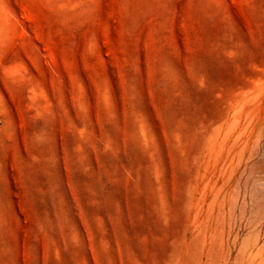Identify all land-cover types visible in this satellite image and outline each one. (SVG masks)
I'll return each mask as SVG.
<instances>
[{"label":"rangeland","instance_id":"rangeland-1","mask_svg":"<svg viewBox=\"0 0 264 264\" xmlns=\"http://www.w3.org/2000/svg\"><path fill=\"white\" fill-rule=\"evenodd\" d=\"M262 166L264 0H0V264H264Z\"/></svg>","mask_w":264,"mask_h":264},{"label":"bare ground","instance_id":"bare-ground-1","mask_svg":"<svg viewBox=\"0 0 264 264\" xmlns=\"http://www.w3.org/2000/svg\"><path fill=\"white\" fill-rule=\"evenodd\" d=\"M235 112H236V110H235ZM247 116H248V115H247ZM247 116L245 117V119L247 118ZM240 117H241V116H240ZM253 118H254V116H252V120H253ZM234 119H235V118H234ZM236 119H238V118H236ZM236 119H235L234 121H232V123H231L230 125H233V123H234L235 121H236L235 123L238 124L239 122H238V120H236ZM250 120H251V119H250ZM244 121H245V120H244ZM248 122H249V121H248ZM248 122H247V123H248ZM257 122H258V121H257ZM235 123H234V124H235ZM250 124H251V122H250ZM250 124H249V125H250ZM246 125L248 126V124H246ZM229 127H230V126H229ZM230 129H232V128H230ZM233 129H234V128H233ZM228 130H229V128H228ZM243 130H245V129H243ZM246 130H247V129H246ZM230 131H231V130H230ZM245 133H246V132H245ZM238 135H239V134H238ZM236 138H237V136H236ZM234 140H235V139H234ZM241 142H242V141H241ZM224 143H225V142H224ZM245 143H246V142H245ZM245 143H244V144H245ZM231 144H232V143H231ZM243 147H244V146H243ZM222 149H223V148H222ZM222 149H221V150H222ZM239 150H240V149H239ZM241 151H242V149H241ZM241 151H240V152H241ZM244 151H245V149H244ZM242 152H243V151H242ZM240 154H241V153H239V156H240ZM230 161H231V159H230ZM262 162H263V161H262ZM230 163H231V162H230ZM258 164H260L259 166L261 167V163H258ZM228 165H229V163H228ZM228 165H227V166H228ZM232 167H233V166H232ZM262 167H263V166H262ZM230 169H231V168H230ZM263 169H264V167H263ZM259 170H260V169H258V171H259ZM225 172H226V171H225ZM232 172H233V170H232ZM232 172H231L230 174H232ZM221 173H222V172H220V174H221ZM242 173H243V172H242ZM223 182H224V181H223ZM215 183H217V182H215ZM252 186H253V185H252ZM244 191H245V190H244ZM239 193H240V192H239ZM260 193H261V192H260ZM228 195H229V194H228ZM245 195H246V194H245ZM238 196H239V194H238ZM238 196H236V197L239 198ZM228 197H229V196H228ZM261 198H262V197H261ZM261 198H259L258 200H260ZM244 199H246V198H244ZM228 200H229V199H228ZM233 200H234V199H233ZM237 200H238V199H237ZM237 200H236L235 202H238ZM242 201H244V200H242ZM256 201H257V200H256ZM263 201H264V199H263ZM258 202H259V201H258ZM258 202H257V203H258ZM246 203H247V202H246ZM253 203L255 204L256 202H253ZM242 205H243V204H242ZM245 205H246V204H244V206H245ZM232 206H233V205H232ZM236 206H237V204L235 205V207H236ZM254 206H255V205H254ZM241 207H243V206H241ZM259 208H261V207H259ZM259 208H257V209H259ZM252 209H253V208H252ZM257 209H256V211L258 212L259 210H257ZM242 211H243V210H242ZM243 213H245V211H244ZM253 213H254V212H253ZM230 215H231V214H230ZM253 215L255 216V213H254ZM263 215H264V214H263ZM243 217H244V215H243ZM254 218H256V217H254ZM259 218H261V217H259ZM247 219H248V218H247ZM235 220H236V219H235ZM251 220H252V219H251ZM241 221H242V220H241ZM245 222H246V221H245ZM261 222H262V221H261ZM251 223H252V222H251ZM259 223H260V222H259ZM259 223L257 222V224H259ZM260 229H261V228H260ZM249 230H250V229H249ZM249 236H250V234H249ZM254 236H255V235H254ZM259 236H260V235H259ZM247 238H248V236H247ZM256 238H257V237H256ZM243 242H244V241H243ZM247 244H248V243H247Z\"/></svg>","mask_w":264,"mask_h":264}]
</instances>
